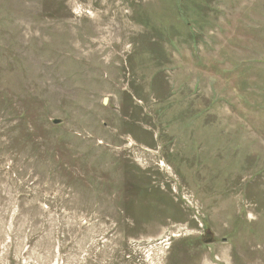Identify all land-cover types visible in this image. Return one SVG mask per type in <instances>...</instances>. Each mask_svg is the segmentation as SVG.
Returning a JSON list of instances; mask_svg holds the SVG:
<instances>
[{"label": "rangeland", "instance_id": "374dc122", "mask_svg": "<svg viewBox=\"0 0 264 264\" xmlns=\"http://www.w3.org/2000/svg\"><path fill=\"white\" fill-rule=\"evenodd\" d=\"M0 264H264V0H0Z\"/></svg>", "mask_w": 264, "mask_h": 264}, {"label": "water", "instance_id": "95a60500", "mask_svg": "<svg viewBox=\"0 0 264 264\" xmlns=\"http://www.w3.org/2000/svg\"><path fill=\"white\" fill-rule=\"evenodd\" d=\"M103 102L106 103V99H104ZM59 123H60L59 120H52V124H53V125H57V124H59Z\"/></svg>", "mask_w": 264, "mask_h": 264}]
</instances>
